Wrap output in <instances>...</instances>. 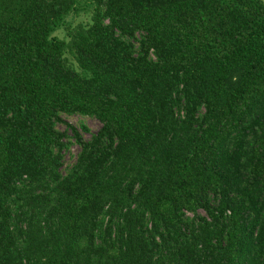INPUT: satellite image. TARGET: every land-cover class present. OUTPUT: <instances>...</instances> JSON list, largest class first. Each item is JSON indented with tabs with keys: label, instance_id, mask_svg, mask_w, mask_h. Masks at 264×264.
<instances>
[{
	"label": "trees",
	"instance_id": "obj_1",
	"mask_svg": "<svg viewBox=\"0 0 264 264\" xmlns=\"http://www.w3.org/2000/svg\"><path fill=\"white\" fill-rule=\"evenodd\" d=\"M0 264H264V0H0Z\"/></svg>",
	"mask_w": 264,
	"mask_h": 264
},
{
	"label": "rangeland",
	"instance_id": "obj_2",
	"mask_svg": "<svg viewBox=\"0 0 264 264\" xmlns=\"http://www.w3.org/2000/svg\"><path fill=\"white\" fill-rule=\"evenodd\" d=\"M82 18L84 20L88 19L87 17H85V15H83L81 18L73 19V21L83 20ZM55 35L59 37H64L65 33L64 31H59L56 32ZM62 118L64 122L59 124V129L62 131H68V136L72 142L69 150L65 152V160L63 166V172L65 173L68 167H70L76 161L77 155L81 149L80 146L77 143H75V140L72 138L73 132L68 129L67 124L76 127L84 136V138L87 140L90 139L93 134L99 131L102 124L95 117L85 116L81 114H74V115L62 114ZM83 125H85L89 129V131H84L82 128Z\"/></svg>",
	"mask_w": 264,
	"mask_h": 264
}]
</instances>
